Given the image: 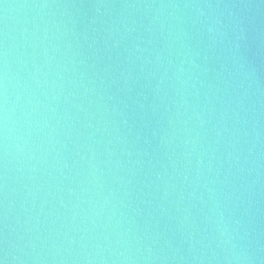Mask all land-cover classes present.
Masks as SVG:
<instances>
[{
	"label": "water",
	"instance_id": "obj_1",
	"mask_svg": "<svg viewBox=\"0 0 264 264\" xmlns=\"http://www.w3.org/2000/svg\"><path fill=\"white\" fill-rule=\"evenodd\" d=\"M0 264H264V0H0Z\"/></svg>",
	"mask_w": 264,
	"mask_h": 264
}]
</instances>
